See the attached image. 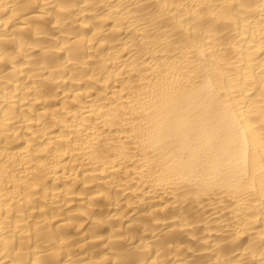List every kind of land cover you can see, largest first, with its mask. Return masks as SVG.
Wrapping results in <instances>:
<instances>
[{
  "label": "bare ground",
  "instance_id": "1",
  "mask_svg": "<svg viewBox=\"0 0 264 264\" xmlns=\"http://www.w3.org/2000/svg\"><path fill=\"white\" fill-rule=\"evenodd\" d=\"M0 264H264V0H0Z\"/></svg>",
  "mask_w": 264,
  "mask_h": 264
}]
</instances>
